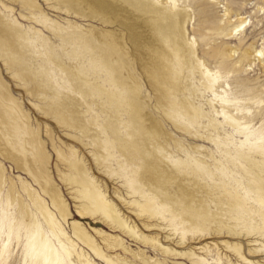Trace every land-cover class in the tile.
Listing matches in <instances>:
<instances>
[{
	"label": "bare ground",
	"instance_id": "6f19581e",
	"mask_svg": "<svg viewBox=\"0 0 264 264\" xmlns=\"http://www.w3.org/2000/svg\"><path fill=\"white\" fill-rule=\"evenodd\" d=\"M213 1L216 2L212 4ZM95 2L99 6L98 10L104 24L110 23L112 26L127 30L126 41L120 35L111 32L107 33V36L92 33L83 37L88 45L95 46L100 58L99 69L95 71L98 75L95 83H92L83 71L75 78L74 68L77 67H66L63 58L56 64L66 73L69 82L84 99L92 98V102L86 100L84 103L89 112L93 113V105H96L105 113L104 124L99 125V128L104 127V139L101 142L99 138L90 140H93L96 147L93 156L98 172L109 178L115 174L121 176L118 178L124 181L122 186L132 192L128 193L129 202L120 193L115 196L117 201L125 204L127 210L136 217L141 215L154 217L160 224L157 227L161 231L167 230L166 239L177 241V244L183 243L191 231L201 232L206 225L202 222L209 220L207 217L209 210L198 211L192 217H185L190 227L185 226L186 220L183 221L181 213L176 210L172 212L171 218L167 219L161 209L166 211V208L170 207L172 210L175 206L181 207L183 204L159 184L161 182L164 184L165 180L168 182L171 179L182 178L189 173L188 170L192 166L207 178L215 180L216 174L213 169L204 161L195 158L179 140H176L168 132L166 123L176 130L196 129V133L197 130H202L204 138L208 141L222 143L220 152L227 161L234 165L237 162L243 163L242 166L249 178L247 184L241 186L245 194L253 196L259 205V239L254 238L252 242L256 247L259 246V254L264 255V47L258 50L255 43L247 48L242 45L221 46L216 45V40L212 39V36H216L224 41L233 39L238 33H244L250 24L248 18L238 19L237 24L228 21L233 16H239L242 7L226 5L223 18L218 19L213 16L212 8L221 6L222 0L183 2L95 0ZM25 3L37 7L35 0H25ZM73 9L78 13L77 6H73ZM262 10L264 7L260 8L259 12ZM112 18H115V21H112ZM193 18L199 20L196 27L192 23ZM191 24L194 36L189 30ZM197 32L205 42L204 47H207L203 53L214 60L217 71L210 70L200 56L195 37ZM5 33L0 27V44L5 48L3 51L6 56H9V66L20 68L27 79L35 84L36 88L30 94L38 95L40 91L36 80L38 71L31 67L28 57L24 55L22 57L17 53L21 44L15 42L13 34ZM20 37L24 38L23 34ZM109 38L113 43L109 42ZM127 47L131 49V55L126 50ZM21 49L23 50V47ZM63 52L65 55L64 49ZM256 61H259L261 71L259 126H252L242 122L237 116L245 113L246 107L242 101L253 89L247 88V84L235 74L245 73L246 68ZM40 69L48 70L44 66ZM198 73L203 80L200 87L195 84ZM222 81L224 83H221ZM41 82L51 89L52 76L47 73ZM233 84H236L234 88ZM145 88L148 94L144 96ZM199 94L207 95V104L216 116L223 118L228 126L240 135L239 141H231L227 134L221 135L215 120L210 118L204 106L199 104ZM97 100L100 101L94 102ZM3 103L7 105L4 106ZM65 106V101L58 96L54 102L48 103L45 111L54 114L58 124L67 126L64 117ZM0 112L9 114L16 135L15 138H5L6 133H0V155L31 180L30 183L19 177L20 184L17 187L14 179L8 176L4 163L0 161V262L5 261L7 264L13 257L12 246L15 243L21 252L19 257L29 259L30 264H92L82 250L76 248L64 227L73 214L51 174L49 168L51 158L45 144L42 143L39 129L36 131L31 127L29 114L14 97L1 74ZM109 113L113 115V120L109 118ZM99 117V114L91 115V118L96 120ZM203 119H206L205 123ZM84 122L79 128L72 124L69 127L82 135H87L92 126L87 124V121ZM27 134L28 139L33 142L32 149L25 137ZM46 136L48 138L53 136L49 128L46 129ZM172 142L179 152L185 155L186 160L175 156L168 145ZM55 151L67 166L64 180L66 178L72 195L79 201L78 213L94 222L102 217L113 226V229H120L125 234L140 239L136 222H132L129 215L123 217L118 205L110 200L107 191L102 189L101 182L91 176L77 151L72 149L67 155ZM212 158L216 163L215 171L221 170L223 176L231 175L234 178L232 171L224 166L218 167L217 163L222 164L218 158L215 156ZM110 159L116 162L115 169L112 168ZM147 174L152 178L148 179ZM214 201L219 203V207L222 206L216 197ZM201 204L204 206L205 202ZM71 225L76 239L103 257L108 264H129L128 259L122 258L121 255H105L83 224L72 222ZM92 230L100 236L103 234L94 228ZM116 239L115 249L118 247L124 253L136 256L125 247L121 239L118 237ZM210 249L211 247L207 245L192 248L182 256L194 264H205V260L198 253ZM163 251L170 252L166 248ZM232 251L245 264H264L260 261H249L238 244ZM142 262L150 264L145 258ZM155 264L164 263L156 261Z\"/></svg>",
	"mask_w": 264,
	"mask_h": 264
},
{
	"label": "rangeland",
	"instance_id": "374dc122",
	"mask_svg": "<svg viewBox=\"0 0 264 264\" xmlns=\"http://www.w3.org/2000/svg\"><path fill=\"white\" fill-rule=\"evenodd\" d=\"M182 2L184 0H181ZM37 7H31L25 0H0V27L7 33L14 36V40L21 45L18 46L17 53L23 57H28L32 68L37 70L36 80L37 86L40 89L38 95H32L30 92L35 90V84H32L20 68H12L9 66V56L4 53V47L0 44V74L4 82L10 87L14 97L22 104V108L29 114L30 125L38 131L42 143L46 146V151L50 155V171L51 174L61 189L64 198L68 202L72 218L64 224L69 236L71 237L76 248L90 259L92 264H108L105 259L95 254L88 246L76 239L72 229V222H79L83 224L89 231L90 235L95 238L96 243L105 255L116 256L121 255L122 258H127L129 264H144L143 258L150 264H155L156 261L163 262L164 264H194L187 257L182 256L184 253L189 252L192 248L209 246L211 249L207 252L198 253V255L205 260V264H245L242 262L233 248L238 244L242 247L243 255L249 261H257L264 263V255L259 254V246L256 247L252 241L254 238L259 239V205L254 201L253 196L245 194L241 185H246L249 178L245 173L242 166L243 163H232L227 161L225 156L220 152L222 143H214L208 141L204 137V132L196 129L193 130H176L170 124L166 123L168 132L179 140L182 145L188 149L192 155L204 161L213 169L216 174L215 180L207 178L206 175L200 173L194 166L190 167L188 174L182 178L171 179L159 184L175 195L176 198L182 202V206H175L171 208L161 209L167 219L171 218L172 212L176 210L181 213L183 221L185 217H192L198 211L207 212L209 220H205L202 224H206L201 232L191 231L188 233L183 243L177 244V241L166 239L168 236L167 230L161 231L157 226L160 224L153 217L148 215H141L136 217L131 211L127 210V206L119 203L116 199V194L120 193L128 202L130 197L126 187L122 186L124 181L119 179L118 175L111 178L98 172L97 166L94 161L95 144L91 138L99 141L104 139V127L99 125L104 124L105 113L93 105L94 112H89V108L84 104L86 100L92 102V98L84 99L75 89L66 73L62 72L57 63L58 60L65 61L66 67L74 68L75 78H78L79 72L83 74L92 82H97L98 75L95 73L99 68L100 58L98 51L94 45H88L83 37L89 34H101L107 36V33H115L120 35L126 41L128 32L125 28L119 26H112L110 23H103V17L99 13V6L95 0H35ZM216 1H213L214 4ZM226 5H231L234 8L237 6L242 7L239 16H233V24H237L238 19L248 18L250 24L245 28L243 34L238 33L233 39H225L222 41L216 36V45L236 47L242 45L247 48L255 43V47L259 50L264 47V0H222L221 6H214L212 14L214 17L221 19L224 15ZM73 6L78 7V13L73 9ZM234 14V13H233ZM125 20L124 18H122ZM115 21V18H112ZM199 20L193 18L194 27L198 24ZM235 22V23H234ZM192 33V24L189 26ZM24 36L20 37V35ZM194 36V35H193ZM29 40H26V38ZM197 43L199 45L200 56L206 62L210 70L217 71L214 60L210 59L203 53L207 47H204L205 42L202 41L201 35L197 32L195 34ZM47 45H46V43ZM109 42L113 43L109 38ZM23 47V50L21 49ZM63 49L65 55L63 54ZM131 55V49L126 48ZM204 54V55H203ZM30 56V57H29ZM41 66L48 68L47 71L40 69ZM246 72L242 74H235L247 84V88H252L253 91L247 93L245 100L242 101L246 107L244 114L238 115V119L244 123L259 126V76L261 75L259 61H256L252 66L246 68ZM49 73L52 76V87L48 89L45 87L44 76ZM203 80L199 73L196 75V85L200 87ZM221 83H224L223 81ZM143 84L144 80H143ZM236 84H233L234 88ZM204 93V92H203ZM148 91L144 90L143 95H147ZM60 96L66 103L64 117L68 124H58L55 115L45 111L48 103L54 102ZM198 102L204 106V110L208 116L215 120L219 132L223 136L227 134L230 136L231 141H239L238 135L227 122L214 114L213 109L207 104L208 97L198 96ZM100 100L94 101L99 102ZM6 106V103H3ZM11 109V107H8ZM100 115L99 119L91 118V115ZM235 113L233 112L232 115ZM109 118L114 119L113 115L109 113ZM86 123L92 126V129L87 135H82L79 131L69 127V125H76L79 128ZM204 123L206 119H203ZM23 126V125H21ZM52 130L53 136L49 138L46 136V129ZM98 128V129H97ZM97 129V130H95ZM0 133L5 135V138L14 137L13 121L9 114L0 112ZM111 135V133H109ZM28 139L29 135H25ZM28 144H32L28 139ZM173 150L177 158L186 160L184 154L172 143L168 144ZM235 151L234 146H232ZM72 149L76 150L78 156L83 160L89 173L93 178L101 182L102 189L107 191L108 198L118 205L123 217L129 215V219L136 222L139 238L137 239L125 234L120 229H113V226L106 220L100 217V220L95 222L87 217H83L78 213L77 205L79 201L74 198L71 193V188L67 185L64 174L67 173L66 164L58 157L57 151L67 155ZM212 156L218 158L222 164L217 163L218 167L224 166L229 171L233 172L234 178L231 175L223 176L221 170H216V163ZM2 161L7 169L9 177L14 179L17 187L20 184L19 177L31 183V180L26 174L16 170L9 162L5 161L0 155ZM113 169L116 168V162L110 159ZM109 162V163H110ZM244 165L248 166L244 163ZM258 171H254V173ZM99 173V174H98ZM117 173V172H116ZM122 175V173H120ZM190 174V175H189ZM146 177L151 179L152 176L147 174ZM107 186V188H105ZM182 186V189H181ZM118 191V192H117ZM132 193V192H131ZM130 194V193H129ZM133 196V195H132ZM152 196V195H151ZM219 199V203L214 201V198ZM201 202H205L201 206ZM240 207V208H239ZM222 208V210H221ZM244 209V210H243ZM130 212V214L128 213ZM203 214V213H202ZM205 216L204 214L202 215ZM202 219V218H201ZM105 220V221H104ZM93 224V225H91ZM145 226H150L147 229ZM186 227H190L188 220L185 222ZM92 228L101 231L103 234L100 236L95 233ZM222 233V235H218ZM208 234V235H206ZM210 234V235H209ZM206 235V236H205ZM116 237L125 243V247L129 248L136 256L124 253L120 248L115 249ZM195 237L196 239H192ZM198 238V239H197ZM105 239H107L105 241ZM158 239V240H157ZM144 240V241H143ZM159 241V243H156ZM228 243V245H226ZM160 245L162 247H160ZM229 246V248H227ZM232 247V248H230ZM169 249V253H164L163 249ZM13 257L10 258L7 264H30L29 259L19 257V249L14 243L12 246ZM0 264H5L1 261Z\"/></svg>",
	"mask_w": 264,
	"mask_h": 264
}]
</instances>
